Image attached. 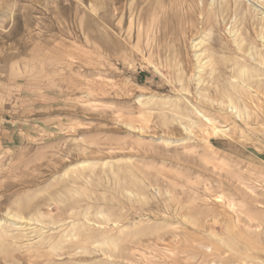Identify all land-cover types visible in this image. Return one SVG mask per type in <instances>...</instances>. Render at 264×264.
Segmentation results:
<instances>
[{
    "label": "rangeland",
    "instance_id": "374dc122",
    "mask_svg": "<svg viewBox=\"0 0 264 264\" xmlns=\"http://www.w3.org/2000/svg\"><path fill=\"white\" fill-rule=\"evenodd\" d=\"M0 264H264V0H0Z\"/></svg>",
    "mask_w": 264,
    "mask_h": 264
}]
</instances>
